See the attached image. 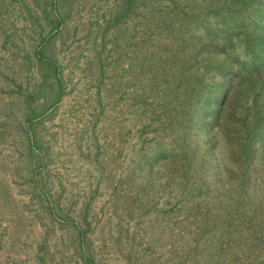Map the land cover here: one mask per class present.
Instances as JSON below:
<instances>
[{"label":"rangeland","instance_id":"rangeland-1","mask_svg":"<svg viewBox=\"0 0 264 264\" xmlns=\"http://www.w3.org/2000/svg\"><path fill=\"white\" fill-rule=\"evenodd\" d=\"M171 9L0 0V264H264V155L236 199L231 134L154 80L203 48Z\"/></svg>","mask_w":264,"mask_h":264},{"label":"trees","instance_id":"trees-1","mask_svg":"<svg viewBox=\"0 0 264 264\" xmlns=\"http://www.w3.org/2000/svg\"><path fill=\"white\" fill-rule=\"evenodd\" d=\"M168 1L172 17L167 21H175L180 10L185 23L195 14L201 17L203 48L192 51L182 67L160 66L154 80L163 81L170 72L173 82L165 90L181 97L180 111L193 106L207 133L216 124L219 133L231 134L229 148L239 159L231 194L239 199L243 188L238 185L244 183L251 156L264 155V0H194L190 10L187 4L193 0H186L185 10L176 0ZM188 125L182 115L176 126L184 137ZM189 148L187 144L180 151L183 171L192 154Z\"/></svg>","mask_w":264,"mask_h":264}]
</instances>
